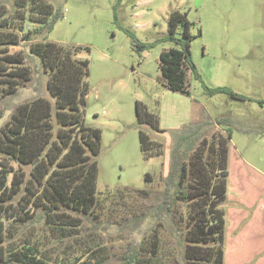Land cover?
Segmentation results:
<instances>
[{"label":"rangeland","instance_id":"obj_1","mask_svg":"<svg viewBox=\"0 0 264 264\" xmlns=\"http://www.w3.org/2000/svg\"><path fill=\"white\" fill-rule=\"evenodd\" d=\"M1 1L12 12L13 0ZM48 1L64 17L38 40L90 48L79 58L89 60L85 124L102 132L99 201L86 216L69 211L82 224L62 242H56L59 234L42 223L14 230L13 240H39L44 254L57 262L75 259L93 239L105 245L102 257L109 264H119L133 242L150 248L144 242L149 236L144 215L162 204L174 156L183 157L202 139L221 132L231 136L227 202L223 205L225 264H264V105L260 104L264 101V0ZM176 11L186 16L190 26L188 30L180 26L177 41H171L167 39L169 19ZM128 32L152 46L136 51ZM186 44L196 73L184 69L188 93L183 94L170 89L164 80L160 56ZM20 50H27L24 42L11 49L13 53ZM28 62L34 65L32 59ZM47 81L40 70L17 94L0 100V130L18 105L39 96L54 103ZM221 87L244 99L207 92ZM137 102L159 119L160 130L143 126L154 142L162 144L159 157L146 159L141 150ZM192 152L183 159L188 166ZM147 174L152 181H146ZM118 189L123 193L117 195ZM143 190L151 192L148 199L136 192ZM179 205L168 216L159 214L155 224L163 241L165 264L176 260L175 236L184 224L179 219L183 204L180 209ZM86 259H91L90 264L96 262L92 254Z\"/></svg>","mask_w":264,"mask_h":264},{"label":"trees","instance_id":"obj_2","mask_svg":"<svg viewBox=\"0 0 264 264\" xmlns=\"http://www.w3.org/2000/svg\"><path fill=\"white\" fill-rule=\"evenodd\" d=\"M63 17L61 9L48 0H13L12 12L0 0V100L17 94L40 70L48 76L47 88L54 100L39 96L18 105L0 130V264H90L91 259L83 261L87 254H92L94 264H109L102 257L105 245L95 239L84 245L75 259H57L58 262L44 254L39 240H13L14 230L42 223L59 234L56 242H62L82 224L70 212L86 216L99 201L102 132L85 124L89 60L79 58L90 48L38 40L50 34ZM180 26L188 30L190 24L185 15L173 12L167 39L177 41L175 33ZM128 34L136 51L152 46L138 41L132 32ZM22 42L27 50L13 53L11 49ZM188 67L196 73L188 44L183 49L161 53V73L173 91L188 93L184 70ZM207 92L244 99L228 88ZM260 104L264 105V101ZM136 114L144 157L161 156L162 144L154 142L143 128L147 125L160 130L158 117L140 102L136 103ZM230 139L221 132L202 139L197 148H189L193 151L189 166L183 161L189 151L183 157L174 156L162 204L144 215L148 226L145 233L149 234L144 242L150 243V248L133 242L119 264H165L163 241L155 224L159 214L168 216L181 203L179 219L184 224L175 236V264H225L227 221L223 205L227 202L230 176ZM152 178L146 175L147 182ZM172 184L177 189L175 195ZM136 192L142 193L144 199L151 194L148 190ZM122 193L120 189L116 192Z\"/></svg>","mask_w":264,"mask_h":264}]
</instances>
